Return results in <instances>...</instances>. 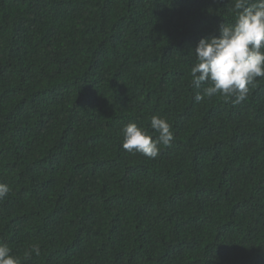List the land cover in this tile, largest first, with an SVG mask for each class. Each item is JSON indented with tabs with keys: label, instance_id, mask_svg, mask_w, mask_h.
<instances>
[{
	"label": "trees",
	"instance_id": "16d2710c",
	"mask_svg": "<svg viewBox=\"0 0 264 264\" xmlns=\"http://www.w3.org/2000/svg\"><path fill=\"white\" fill-rule=\"evenodd\" d=\"M234 3L0 0V243L22 264H264V77L235 104L191 76ZM154 115L170 146L125 150Z\"/></svg>",
	"mask_w": 264,
	"mask_h": 264
},
{
	"label": "clouds",
	"instance_id": "9594fccd",
	"mask_svg": "<svg viewBox=\"0 0 264 264\" xmlns=\"http://www.w3.org/2000/svg\"><path fill=\"white\" fill-rule=\"evenodd\" d=\"M234 23L218 27L219 35L201 38L195 49L196 61L191 67L192 84L200 89L196 101L217 94L234 97L239 104L248 98L258 77H264V0H235ZM150 127L158 133L153 138L144 127L129 123L122 129V147L128 152H139L148 158H156L160 145L170 146L174 139L171 125L160 116H152ZM10 192V187L0 183V201ZM5 243H0V264H22L20 257L11 254ZM40 255L39 245H32L24 253V259L32 254Z\"/></svg>",
	"mask_w": 264,
	"mask_h": 264
}]
</instances>
